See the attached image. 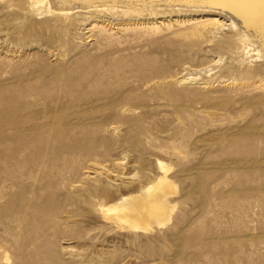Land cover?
Listing matches in <instances>:
<instances>
[{"label":"rangeland","instance_id":"rangeland-1","mask_svg":"<svg viewBox=\"0 0 264 264\" xmlns=\"http://www.w3.org/2000/svg\"><path fill=\"white\" fill-rule=\"evenodd\" d=\"M32 1L0 0V264H264V44L193 0ZM157 160L166 222L103 220Z\"/></svg>","mask_w":264,"mask_h":264},{"label":"bare ground","instance_id":"bare-ground-1","mask_svg":"<svg viewBox=\"0 0 264 264\" xmlns=\"http://www.w3.org/2000/svg\"><path fill=\"white\" fill-rule=\"evenodd\" d=\"M193 1L196 2L194 6L207 7L213 11L223 12L230 15L240 23V26L246 30L247 35L252 37L256 43L259 42L260 44H264V0ZM44 2L47 3V0H44ZM57 2L60 1L57 0ZM40 8L33 10L31 9V12L39 16L43 13V10H40ZM155 163L158 174L154 181L150 184H148V182V185L143 188L134 189L133 191H131V189L130 191L126 192V194L122 195L120 193L116 197H112V195L109 193L105 194L107 201L111 202L112 204L110 206L99 204L96 209L103 220L105 219L107 223H112L113 226L115 225V227L120 230L124 229V231L128 230L145 232L149 230L152 224L161 225L165 220L168 219L172 208L168 205L166 198H168L167 196L173 194L175 190L174 186L167 178L166 166H164V164L159 160H157Z\"/></svg>","mask_w":264,"mask_h":264}]
</instances>
